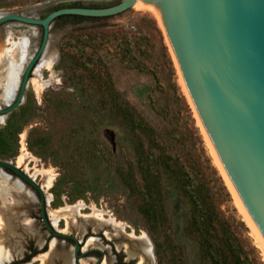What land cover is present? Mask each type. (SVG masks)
Listing matches in <instances>:
<instances>
[{"label": "rangeland", "instance_id": "1", "mask_svg": "<svg viewBox=\"0 0 264 264\" xmlns=\"http://www.w3.org/2000/svg\"><path fill=\"white\" fill-rule=\"evenodd\" d=\"M118 1L120 0H101L89 2L88 5L107 6ZM41 3L46 6L39 7ZM72 4L75 3L68 0H0V11L27 8L30 13L34 15L37 13L41 17L53 8ZM8 24H5L7 25L5 29L10 30L13 38L36 32L27 62L37 49L41 27L39 30L36 26L18 22ZM91 24L120 25L119 28L107 30L109 39H105L107 36L103 37L98 33L100 37L95 38V41L100 45V53H104L105 48L120 52L119 40L113 38L112 34L123 31H126V34L138 43L135 48L143 44L148 49L149 57L146 62L151 71L150 76L119 69L115 74L119 88L124 91L133 89V92L139 95L145 88V84H152L156 86L158 96L170 94L173 98H178L176 100L182 119L191 124L190 117L193 118L204 140L206 153L229 193V196L225 195L219 182L212 183L221 197L222 209L233 221V230L240 238H243L248 249H250L249 243L255 246L264 262V251L255 230L240 208L237 197L204 137L157 12L149 8L130 7L117 16L104 17L95 21L73 23L72 19H55L50 27L48 40L56 42L57 58L54 65L49 70H44L43 74L48 80V85L46 84L41 91L37 92L35 85L28 80L22 101L4 116L0 124V159L16 163L21 152V142H23L24 151L37 157L38 168H49L55 174L53 183L48 189L52 195L49 204L45 205V195L42 193L44 216L39 204V192L31 184L26 181L25 183L16 174H11L12 177L7 179L8 183H4L0 176V249L4 253L15 255L14 260L8 264H18L25 259H28L26 261L28 262L42 253L45 254L42 264H67L66 261L61 260L63 257L58 258L59 255L67 256L70 264H80L79 260L86 257H91L86 264H101L104 259L107 264H136L135 256H128L121 247H116V244L120 242H128L130 247L138 252L133 246L136 239L121 233L107 238L103 230L93 231L92 220L95 218L84 217L89 213L88 208L91 205L105 209L116 219L124 221L127 224L125 230H133L136 234L144 231L152 244L153 264H204L197 244L184 234L186 208L181 199L176 194L168 199L172 210L166 218H163L164 221L148 219L138 213L135 205L126 197L119 179L110 167L97 157L98 152L112 146L114 132L108 123L95 124L88 90H84L76 82L74 73L65 63L59 61V47L62 41L69 39L70 44L65 48L69 53L74 55L79 53L72 43L73 39L68 38L67 34L76 26ZM88 51H91L90 48ZM22 73L23 71L19 74L17 85L12 91L13 96L5 100V82L8 72L7 68L0 63V108L14 100ZM129 94L132 93L129 92ZM182 95L190 108V113L185 107ZM39 134H43V138L37 141L35 138ZM22 164L23 162L18 166L23 168ZM1 170L6 172V169L2 167H0ZM206 171L213 175L210 168L207 167ZM39 179L40 177L35 179L36 183H39ZM17 184H23L20 191L16 187ZM82 201L88 208L82 210L81 215L73 208L55 211L66 204ZM49 212L57 218L59 228H55L69 235L54 237L56 241L51 247L49 243L53 233L46 224L48 222L49 225L50 218L47 215ZM90 235L95 236L96 241L86 243ZM75 243L78 244L76 252ZM81 248L84 251L93 250L82 254ZM94 249H99L100 252ZM250 253L253 255V251ZM83 255L87 256L76 259ZM27 256L30 257L27 258ZM33 264H40V260L36 259Z\"/></svg>", "mask_w": 264, "mask_h": 264}, {"label": "trees", "instance_id": "2", "mask_svg": "<svg viewBox=\"0 0 264 264\" xmlns=\"http://www.w3.org/2000/svg\"><path fill=\"white\" fill-rule=\"evenodd\" d=\"M103 18L61 15L55 19L77 23ZM153 22L157 26L154 19ZM119 27L76 26L67 37L73 39L79 53L65 50L69 39L59 47L60 63H65L76 82L89 92L95 124L108 123L114 132L112 146L98 152L97 157L119 179L138 213L148 219L164 221L172 210L168 199L176 194L186 208L184 234L197 244L204 264H264L255 246L249 243L248 249L235 233L233 221L222 209L221 197L212 183L219 182L225 195L229 193L206 153L193 118L190 117L191 124L182 119L178 98L170 94L158 96L152 84H145L139 95L133 89L119 88L115 78L119 69L148 76L151 73L146 62L148 49L143 44L135 48L138 43L126 31L112 34L119 40L120 52L105 48L100 53L95 38L101 35L109 39L107 30ZM182 99L190 113L183 95ZM43 134L35 139L40 141ZM207 167L213 175L206 171Z\"/></svg>", "mask_w": 264, "mask_h": 264}, {"label": "water", "instance_id": "3", "mask_svg": "<svg viewBox=\"0 0 264 264\" xmlns=\"http://www.w3.org/2000/svg\"><path fill=\"white\" fill-rule=\"evenodd\" d=\"M68 1L75 4L53 8L41 17L27 8L0 14V25L18 22L41 27L38 48L23 70L17 94L8 106L0 108V114L10 113L22 101L56 17L115 16L137 0H120L107 6L88 5L101 0ZM151 1L204 137L264 241V0ZM0 166L39 192L44 216V198L38 184L11 160L0 159ZM77 249L75 243V252Z\"/></svg>", "mask_w": 264, "mask_h": 264}, {"label": "bare ground", "instance_id": "4", "mask_svg": "<svg viewBox=\"0 0 264 264\" xmlns=\"http://www.w3.org/2000/svg\"><path fill=\"white\" fill-rule=\"evenodd\" d=\"M132 7L139 8V9H143V8L154 9L157 12L155 4L151 0H145V1L137 0L133 4ZM30 8L34 9L32 7H30ZM0 14H3V11H0ZM157 15H158V12H157ZM115 16H117V15H115ZM158 19L160 21L159 15H158ZM8 23H10V22L3 23L2 25H0V26H2V28L0 27L1 28L0 29L1 30L0 31V38H1L0 39V63H2V65L7 68V72H8V76L6 77V82H5V85H6V91L4 93L5 100L9 99V97L12 95L13 89L17 85L18 76L23 71V69L25 68V66L28 62V61L26 62V60H27L30 48L33 46V41L35 40V36L37 35L36 32L33 31L29 35H20L17 38H13V37H11L10 30L5 29L6 28L5 26H7L5 24H8ZM160 23H161V21H160ZM28 25H30L32 27L38 26V25H31V24H28ZM161 26H162V24H161ZM40 39H41V36H40ZM55 43L56 42H53L52 40H47L46 46H45L41 56L39 57L34 68L32 69V72H31L32 76L30 74L31 77H29L30 79H28L29 82H32V84L35 85V90L37 92L41 91L42 88L47 84V81H48L47 79H45V77L43 75L44 70H49L54 65V63L56 61L57 49H56ZM37 48H38V46H37ZM177 69H178V67H177ZM178 72H179V70H178ZM179 74H180V72H179ZM180 77H181V75H180ZM181 80H182V78H181ZM182 82H183V80H182ZM19 84H20V82H19ZM18 88H19V86H18ZM185 90H186V88H185ZM187 95H188V93H187ZM10 99H11V97H10ZM4 116H6V115L0 114V124L3 122ZM36 158L33 155L28 154L26 151H24V144H23V142H21V152L19 153V155L17 157L16 163H14V162L13 163L22 172H24L26 175H28L32 180L35 181V179H38L40 177L39 183L37 182V184H38L41 192L45 195V205H46L47 203L49 204L50 200L52 199V195H51V193L48 192V189L51 187V185L53 183L55 174L49 168H45V167L38 168ZM21 162H23V164H22L23 168H20L18 166ZM31 163H33V164L31 165ZM31 170H33V171L31 172ZM5 171L6 172L1 170L0 176H1V180L4 181V183H8L9 181L7 179L12 177V175H11L12 173H10L7 170H5ZM22 185L17 184L16 187L19 191L22 189ZM229 186H230V184H229ZM230 188H231V186H230ZM34 191L36 192V190H34ZM37 195H38V193H37ZM237 200H238V198H237ZM238 203H239L240 208L242 209L245 217L248 219L249 223L252 225L253 229L255 230L257 238H258L260 245L264 251L263 239L261 238L260 234L256 230L255 226L253 225L252 221L250 220L249 216L247 215L246 211L244 210V208L241 205V203L239 202V200H238ZM39 204H40V199H39ZM72 208L75 209L79 215H81L82 210H84L85 208H88V207H86V204L83 203V201H82V202H76L74 204H66L65 206L60 207V208L56 209L55 211H57V212L61 211V210L63 211V209H65V210L69 209L70 210ZM88 209H89V213L84 215V217L92 216L95 218V220H92V223H94L93 231H98L99 229H101V230H103V233L107 238H109L111 236L114 237L115 235H118L121 233V234H124L130 238L136 239V242L133 243V246L135 247V249L137 248L138 252L136 250H134L133 248H131L130 244L128 242H122V243L120 242L119 244H116V247L117 248L121 247L124 250V252H126V254L128 256H131V257L135 256L136 264H153L152 244H151L147 234L144 231H141L138 234H136L135 232H133V230H129V231L125 230L127 224L124 221L116 219L109 212L107 213V211L105 209L98 208L95 205L89 206ZM54 213H56V212H54ZM47 215H49V218L51 220V222L49 220V230H51V232H54V234L52 235V238L50 240V243H49V247H51L56 241L54 237H59L57 235V233H60V234H68V233L62 232L61 229L60 230L56 229L55 227L59 228L57 226V223H58L57 218L55 216H52V213H50V212ZM94 241H96V237L90 235L87 237L86 243L94 242ZM104 247L108 248L107 245H104ZM89 250L84 251L81 248L80 252L82 254H86ZM84 256L85 255L80 256L79 258H82ZM13 257H15V255L9 254V253H4L3 250L0 249V264H8L12 260H14ZM44 257H45V254L42 253L36 259L40 260V264H42ZM58 258H62L61 259L62 261H66L67 264H70L69 258L65 255H59ZM79 258H76V259H79ZM90 258L89 257L83 258V259L79 260V263L80 264H86ZM36 259H32L31 261L18 263V264H33ZM101 264H107L106 259L102 260Z\"/></svg>", "mask_w": 264, "mask_h": 264}, {"label": "flooded vegetation", "instance_id": "5", "mask_svg": "<svg viewBox=\"0 0 264 264\" xmlns=\"http://www.w3.org/2000/svg\"><path fill=\"white\" fill-rule=\"evenodd\" d=\"M37 27H38V26H37ZM38 28H39V27H38ZM39 30H40V28H39ZM40 31H41V30H40ZM33 190H34V189H33ZM51 238H52V237H51ZM82 248H83V246H82ZM90 250H93V249H90ZM90 250H89V251H90ZM94 250L97 251V252H100L99 249H94ZM89 251H88V252H89ZM85 256H87V255H85ZM29 257H30V256H27V258H29ZM79 259H80V258H79ZM79 259H78V260H79ZM27 260H28V259H25V261L22 260V261H19L18 263H20V262H26ZM15 264H16V263H15Z\"/></svg>", "mask_w": 264, "mask_h": 264}]
</instances>
